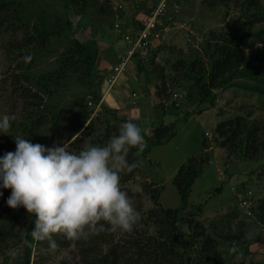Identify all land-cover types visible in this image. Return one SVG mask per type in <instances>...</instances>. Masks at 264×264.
<instances>
[{
	"label": "rangeland",
	"instance_id": "374dc122",
	"mask_svg": "<svg viewBox=\"0 0 264 264\" xmlns=\"http://www.w3.org/2000/svg\"><path fill=\"white\" fill-rule=\"evenodd\" d=\"M18 1L26 3L34 13L35 19L44 16L48 24L60 29L64 36L61 40L52 39L48 48L42 49L38 55L35 56L34 53L37 63H32L34 61L32 59L26 62L24 58L31 55L29 44L31 40L28 38L31 28L20 22L18 24L20 26L0 22V117L11 115L12 112L16 122L22 117L20 114L22 102L19 94L12 92L15 85L12 81L14 72H20L23 66L32 68L29 72L35 77L41 72L53 69L70 36L82 41L97 39L102 47L108 45L105 46L107 48L105 54L109 55V52L111 60L117 54V47L125 51V41L111 26L112 20H115L113 1L112 8L107 0H77L69 4L66 0ZM118 1L122 3L121 14L124 25L129 28L140 26L145 14L157 2V0ZM180 2L182 8L177 17L190 20L194 32L189 34L181 29L162 32L152 48L138 55L148 74L145 73L146 71L140 72L136 58L132 59L127 65L126 73L137 74L139 82L132 79L122 85L121 76L117 84L109 89L108 83L105 81L102 83L104 105L119 109L121 117L136 123L142 131L151 132L152 124L160 120L165 123H175L177 126L176 135L172 139L152 146L148 154L153 162L152 166L148 161H144L139 174H136L135 178L125 186L121 185V188L128 193L138 212L146 211L152 201L148 192L144 191L142 181L145 174L150 173L149 179H157L164 185L160 195L162 205L173 208L180 206L181 195L174 183V177L183 163L192 155L202 151L203 141L207 138L210 145L208 149L210 161L205 164L201 175L192 185L188 211L185 215L187 218L191 215L194 221L202 222L210 233L218 238V248L222 252L230 243L228 236L232 234L241 236L238 239L239 244L248 245L251 251L244 256L245 263H260L264 260V225L245 213L238 203L237 194L243 192L239 188L245 185L246 189L253 191L255 197L264 196V174L257 170L254 173L251 171L257 166V161H241L233 155L226 162L227 151L215 145L214 131L218 121L237 113L246 114L250 111L253 117L264 119V98L260 100L255 93L231 87L226 90L217 89L218 98L213 107H208L206 103L196 104L186 98H180V104L175 105L176 96L182 91L177 85L185 81L173 80L174 87L169 89L164 99L160 100L164 113L159 116L154 108L158 99L156 85L161 79L160 75L164 73L172 78L177 74L174 64L194 51L206 56L205 45L212 32L218 34L227 32L233 21L241 23L243 11L241 0L221 1L212 5L205 3V0H180ZM262 5L264 6V0ZM14 7L16 6L11 10L0 12V20L14 18V22L18 23V18L14 16L19 12H16ZM82 8L86 10L85 13L80 12ZM259 29L264 31V21L255 25L254 30ZM114 41L116 43L112 44ZM260 48H264V37L253 36L247 52L252 53ZM113 64V62L108 64L109 70H113L115 66ZM33 84L37 83L33 82ZM56 89L54 95L46 99V106L63 105L62 122L51 128L49 118L46 117L47 121L34 136L25 134L18 127V129L10 127L8 133H0V156L5 152L15 151V135L48 147L67 143L74 152L88 147V144H84L82 149H78L77 144H71L84 128L76 129L82 119L75 118L77 108L70 103L78 94L84 95L86 90L75 79L62 80V84ZM134 92L138 94L137 104L132 102ZM202 108L206 109L199 112ZM50 109L45 115H51ZM219 170L223 171V178L218 175ZM127 171L125 168L121 172ZM217 187H221L220 192ZM233 187L236 189L233 190ZM0 191L4 193L0 197V264H23L28 242L27 227L32 223L34 215L29 214L24 207L14 209L8 206L7 199L11 190L0 189ZM212 223L216 226L212 227ZM181 228L188 230L186 221L181 223ZM53 239L57 243L55 250L49 247L47 240L38 241L33 249L30 264H88L86 258L89 255L92 257V249L97 252L104 249L103 244L90 246L83 239H80L81 244H77V241L67 239L63 233L53 234Z\"/></svg>",
	"mask_w": 264,
	"mask_h": 264
},
{
	"label": "trees",
	"instance_id": "16d2710c",
	"mask_svg": "<svg viewBox=\"0 0 264 264\" xmlns=\"http://www.w3.org/2000/svg\"><path fill=\"white\" fill-rule=\"evenodd\" d=\"M66 1L69 4V2L77 0ZM178 1L180 2V0ZM221 1L230 0H205V3L212 5ZM107 2L112 8V0H107ZM13 6H16L14 7L15 11L19 12L14 16L18 18V23L14 22V18L2 19L0 22H8L15 26H20L18 25L20 22L31 28L28 37L31 40L29 43L31 45L30 54L34 60L32 63H37L34 53L35 56L38 55L42 49L48 48L52 39L61 40L64 35L60 29L49 25L44 16L35 19L34 13L25 2L0 0V12L11 10ZM241 6L243 7L241 23L233 21L227 32L219 34L212 32L205 45L206 56L194 51L174 64L177 74L172 78L167 77L164 73L160 75L161 79L156 85L158 99L154 107L157 115L160 116L164 113L160 100L164 99L169 93V89L174 87L173 80L185 81L176 84L182 89L181 92H184V98L196 104L206 103L208 107L215 106L218 98L217 89L226 90L231 87L255 93L260 97V100H263L264 48L257 49L252 53H248L247 48L253 36L264 37L263 30H254L256 24L264 21V6L262 0H241ZM80 12L85 13L86 10L82 8ZM111 26L114 28L113 20ZM120 52L121 50L117 53L118 61ZM99 57L100 45L97 39L82 41L75 36H70L68 44L56 59V66L53 69L41 72L37 77L29 72L32 70V68L29 69L30 67L23 66L20 72H14L12 83L15 85L12 92L18 93L20 96L22 117L18 122L16 119L13 120L11 128H19L25 134L34 136L45 124L47 118H49L51 128H55L62 122L64 106L51 105L48 107L46 99L54 95L56 87L62 84V80L75 79L86 92L84 95L78 94L70 104L77 108L75 118L82 119L76 129L81 127L84 129L71 144H77L78 149H82L84 144H88V147L106 145L112 136L119 134L122 123L130 120L121 117L119 109L109 108L102 101V83L105 81V74L98 69ZM134 59L139 71H146L145 73L148 74L142 59L138 55ZM33 82L37 84L34 85ZM90 100L97 104L102 101L97 112L89 106ZM175 102L176 100L174 104ZM260 103L262 104V101ZM49 108H51L50 116L45 115ZM204 109L206 108L200 109L199 112ZM12 115L14 113L11 112L9 116ZM176 132L175 123H165L163 120L155 122L151 132L143 131L146 142L143 152L137 154V149L134 147L128 155L129 162H138V166L131 171L120 172V185L125 186L133 180L136 174H139L144 161H148L152 166L153 162L148 157L152 146L169 141L176 135ZM214 142L216 146L227 151L226 162L233 155L241 161H257V166L251 171L254 173L257 170L264 174V119L253 117V113L250 111L246 114L229 115L218 121L214 131ZM209 148L210 145L205 138L202 151L192 155L179 167L174 177V183L182 201L178 207L162 205L160 195L164 185L157 179H149L151 175L146 173L142 184L144 191L148 192L152 201L151 206L146 211L139 210L140 219L130 232L105 230L90 235L88 239H83L90 246L104 245V249L99 252L91 250L93 251L92 257L89 255L86 258L87 263L247 264L244 256L250 254L251 251L248 245L239 244L238 239L241 236L234 234L228 236L230 243L222 252L218 248V238L210 233L202 222L194 221L191 215L188 218L185 215L188 211L192 185L201 175L205 164L210 161ZM241 188L246 187L244 185ZM216 189L221 191V187ZM251 200V214L248 216L264 225V196L255 197L252 191ZM35 219L36 217L33 216L32 223L27 227L28 242L23 264H30L33 249L38 244V241H35L31 236ZM183 221L187 222L188 230L181 228ZM212 224V227L216 226L215 223ZM74 241L81 244V240ZM256 264H264V260Z\"/></svg>",
	"mask_w": 264,
	"mask_h": 264
},
{
	"label": "clouds",
	"instance_id": "9594fccd",
	"mask_svg": "<svg viewBox=\"0 0 264 264\" xmlns=\"http://www.w3.org/2000/svg\"><path fill=\"white\" fill-rule=\"evenodd\" d=\"M13 120L14 115L0 117V133H8ZM15 143V151L0 156V189L11 190L8 206L24 207L36 217L31 232L35 241L47 240L55 250L53 234L88 239L105 230L130 232L139 221L140 213L120 185V172L138 166L129 162L130 150L135 147L139 154L146 146L136 123H122L106 145L79 152L67 143L48 147L19 135Z\"/></svg>",
	"mask_w": 264,
	"mask_h": 264
},
{
	"label": "built area",
	"instance_id": "2783aa9c",
	"mask_svg": "<svg viewBox=\"0 0 264 264\" xmlns=\"http://www.w3.org/2000/svg\"><path fill=\"white\" fill-rule=\"evenodd\" d=\"M112 1L114 4L113 10L115 12L114 29L125 41V51H121L118 54L119 61L105 78V82L109 84L108 89L112 85L117 84L120 74L126 71L127 65L136 55L148 51L157 43L162 32H169L173 29H181L189 34L194 32L190 20L177 17L182 8L181 2L178 0H158L148 11L142 24L134 28H129L124 25L121 14L122 3L118 0ZM136 97L137 93L134 92L133 104H137ZM180 98H184V92L177 94L175 105L180 104ZM102 101L97 104L93 100H90L88 104L97 112ZM223 174L222 170H219L218 175L223 178ZM235 189L236 187H233V190ZM239 189L243 192L237 194L238 203L240 207L245 210L246 214L250 215L252 191L241 187Z\"/></svg>",
	"mask_w": 264,
	"mask_h": 264
},
{
	"label": "crops",
	"instance_id": "0c3cea01",
	"mask_svg": "<svg viewBox=\"0 0 264 264\" xmlns=\"http://www.w3.org/2000/svg\"><path fill=\"white\" fill-rule=\"evenodd\" d=\"M148 13V12H147ZM146 13V14H147ZM146 14H145V16H146ZM145 16H144V18H145ZM116 42L114 41L112 44H115ZM105 46H108V45H105ZM105 46H100V56L101 57H99V61H98V69H99V71H101V73H104L105 74V78L108 76V74L110 73V71L111 70H109V68H108V64L110 63V62H113L114 64L118 61V57H117V54H115V56H113V59L111 60L110 59V57H111V54L108 52V54L109 55H106L105 53H106V50H107V48L105 47ZM120 50V48L119 47H117V50H116V53H118L117 51H119ZM103 51V52H102ZM104 53V54H103ZM108 58H107V57ZM109 59V61H107ZM113 64V65H114ZM122 76V77H121ZM124 76V77H123ZM121 77V79H122V81H121V84L122 85H125V84H127V83H129L130 82V80H132L133 79V81H136V82H139V77H138V75L137 74H134L133 73V75H131L130 73L129 74H127L126 73V71L124 72V73H122V74H120V76H119V78ZM138 79V80H137ZM132 97H133V94H132ZM137 97H138V94H137ZM137 97L135 98L136 100H137ZM103 99H104V95H103ZM144 104V103H143ZM158 122V121H157ZM153 125V124H152Z\"/></svg>",
	"mask_w": 264,
	"mask_h": 264
}]
</instances>
